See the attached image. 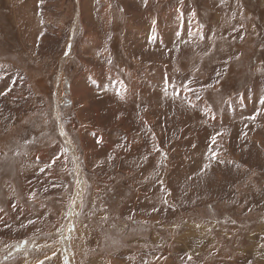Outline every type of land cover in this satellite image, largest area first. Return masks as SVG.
I'll use <instances>...</instances> for the list:
<instances>
[{"label": "rangeland", "instance_id": "1", "mask_svg": "<svg viewBox=\"0 0 264 264\" xmlns=\"http://www.w3.org/2000/svg\"><path fill=\"white\" fill-rule=\"evenodd\" d=\"M264 0H0V264H264Z\"/></svg>", "mask_w": 264, "mask_h": 264}, {"label": "snow or ice", "instance_id": "2", "mask_svg": "<svg viewBox=\"0 0 264 264\" xmlns=\"http://www.w3.org/2000/svg\"><path fill=\"white\" fill-rule=\"evenodd\" d=\"M262 102H264V101H262Z\"/></svg>", "mask_w": 264, "mask_h": 264}]
</instances>
